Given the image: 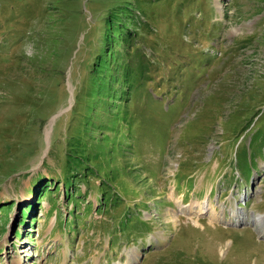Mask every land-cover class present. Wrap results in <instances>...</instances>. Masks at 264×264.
<instances>
[{
	"label": "rangeland",
	"instance_id": "obj_1",
	"mask_svg": "<svg viewBox=\"0 0 264 264\" xmlns=\"http://www.w3.org/2000/svg\"><path fill=\"white\" fill-rule=\"evenodd\" d=\"M261 227L264 0H0V264H264Z\"/></svg>",
	"mask_w": 264,
	"mask_h": 264
},
{
	"label": "trees",
	"instance_id": "obj_2",
	"mask_svg": "<svg viewBox=\"0 0 264 264\" xmlns=\"http://www.w3.org/2000/svg\"><path fill=\"white\" fill-rule=\"evenodd\" d=\"M41 189H42V190H39V195H37L38 197L41 196V195H43V194H45V193H47V192H49V191H48V188H47V185H44V187L41 188ZM65 191H66L65 197H67V195L69 196L70 191H69V190H66V188H65ZM36 198H37V197H36ZM69 198H70V196H69ZM71 200H73V199L71 198ZM37 203H38V201H37ZM21 214H22V216H23V218H24L25 214H24L22 211H21ZM23 218H22V219H23ZM22 219L19 220V223H21Z\"/></svg>",
	"mask_w": 264,
	"mask_h": 264
},
{
	"label": "bare ground",
	"instance_id": "obj_3",
	"mask_svg": "<svg viewBox=\"0 0 264 264\" xmlns=\"http://www.w3.org/2000/svg\"><path fill=\"white\" fill-rule=\"evenodd\" d=\"M217 1H218V0H217ZM217 4H219V3L217 2ZM258 220H259V219H258ZM260 231H261V232H264V228L261 227Z\"/></svg>",
	"mask_w": 264,
	"mask_h": 264
}]
</instances>
